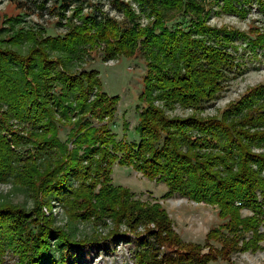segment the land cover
<instances>
[{
	"label": "trees",
	"instance_id": "trees-1",
	"mask_svg": "<svg viewBox=\"0 0 264 264\" xmlns=\"http://www.w3.org/2000/svg\"><path fill=\"white\" fill-rule=\"evenodd\" d=\"M49 1L50 12L66 27L63 34L24 25L22 14L0 28V183H12L34 199L29 209L0 198V264L8 251L14 264H86L79 249L104 240L116 243L125 232L138 242L136 264H210L260 250L264 83L220 114L200 113L241 66L233 52L236 39H247L253 51L264 48V33L251 38L208 24V3L220 6L216 13L245 16V4L257 3L264 11V0H94L87 12L83 0L33 1L40 17ZM103 2L122 20L104 12ZM174 10L184 18L169 25L167 13ZM98 49L105 61L137 53L145 59L137 139L119 138L111 130L120 96L103 90L100 73L74 69L76 61ZM177 106L193 112L167 114ZM123 126L129 129L128 122ZM115 164L165 183L166 198L179 194L216 206L224 222L209 229L203 244L183 241L163 203L143 200L113 182ZM52 201L70 213L69 227L43 213ZM243 208L251 214L243 215ZM108 221L113 228L106 236L78 235V223L97 230Z\"/></svg>",
	"mask_w": 264,
	"mask_h": 264
},
{
	"label": "rangeland",
	"instance_id": "rangeland-1",
	"mask_svg": "<svg viewBox=\"0 0 264 264\" xmlns=\"http://www.w3.org/2000/svg\"><path fill=\"white\" fill-rule=\"evenodd\" d=\"M33 1L41 2L42 0H0V28L8 27L6 19L22 14L24 25L27 26H44L49 35L63 34L66 27L61 26L58 14L50 12L51 1L47 4V10H44V16H39V10L36 8ZM85 12L92 9L94 0H83ZM213 2V1H212ZM208 3V8L212 9L208 24L214 27H229L245 32L251 38H254L259 32L264 33V11L259 7V4H245L246 15L216 13L221 10L218 4ZM104 3V4H103ZM103 11L109 12L122 20L123 15L113 11L111 5L103 2ZM26 4L25 8L21 7ZM30 6V7H29ZM137 8V4H134ZM138 10V9H137ZM183 12L178 10L169 11L167 13V22L169 25L182 20ZM187 19V18H186ZM79 21L78 18L74 19ZM142 23H146V17L141 19ZM180 23V22H179ZM234 43L238 48L237 55L241 66L230 73V79L225 83L224 90L219 97L209 103L202 113V116H212L220 114L229 103L238 100L251 87L260 83H264V48H259L253 51L247 45V39L237 38ZM30 43L24 45L26 50ZM232 49H234L232 47ZM231 49V50H232ZM135 56H119L116 59L105 61L102 50L93 51L90 55L84 57V61H76L73 66L77 70H97L100 73L102 88L110 95H119L120 103L114 121L110 123V128L117 133L119 138L124 135L127 139H137L135 126L138 123L137 105L140 104L139 95L144 90V77L146 74V62L139 53ZM140 55V56H139ZM161 105V102H156ZM191 108H182L177 106L173 110H168L170 116H187L192 114ZM124 122L129 123V129H124ZM68 127L61 131V138H67ZM113 182L116 185H124L129 187L137 197L147 200H158L163 203L164 207L172 217L175 229L181 235L185 242H194L203 244L206 240V234L210 228L216 227L224 222L219 216V209L216 206L207 205L204 203H195L188 198L175 194L172 197L166 198L165 193L167 186L163 182L150 180L128 166L115 164L112 174ZM0 198L13 201L14 203L24 204L27 208H32L34 199L29 192L24 191L20 187L12 183H0ZM243 215L251 214L247 208H243ZM43 213L46 216H55V222L58 226L69 227V219L71 215L57 201H52L51 205H46L43 208ZM79 236H91L95 233L97 236H106L113 228L112 221H108V227H100L97 230L91 223H78ZM120 230L125 232V225L120 227ZM145 227H140L139 231L144 232ZM264 231V227L262 228ZM143 236V235H142ZM140 236V238L142 237ZM116 243L111 240H104L100 244L92 246H84L78 250L82 255L86 264H136L135 253L138 249L136 237L128 232L116 238ZM206 247L204 251H207ZM16 257L12 252L8 251L3 264H14ZM210 264H264V240L261 242V249L253 253L237 252L233 254L230 260L220 259L212 261Z\"/></svg>",
	"mask_w": 264,
	"mask_h": 264
}]
</instances>
